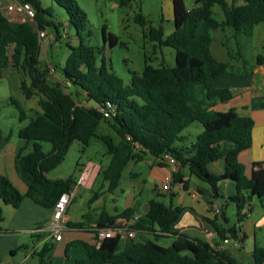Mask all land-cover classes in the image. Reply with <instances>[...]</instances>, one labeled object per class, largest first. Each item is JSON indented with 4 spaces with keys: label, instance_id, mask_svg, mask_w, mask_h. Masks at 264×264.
Listing matches in <instances>:
<instances>
[{
    "label": "trees",
    "instance_id": "obj_1",
    "mask_svg": "<svg viewBox=\"0 0 264 264\" xmlns=\"http://www.w3.org/2000/svg\"><path fill=\"white\" fill-rule=\"evenodd\" d=\"M17 1L33 6L35 23L12 22L0 12V80L9 75L10 69V73L20 74L21 92L27 100H37L40 110L37 113L27 111L19 101L11 98L19 121H29L18 133L25 141L18 157L23 172L31 177L32 182L26 194H22L8 177L0 175V201L19 208L28 198L41 208L54 210L60 196L73 191L78 180L73 177L50 180L47 174L63 163L75 141L88 147L92 138L98 136L101 123H105L119 138L117 142L109 135L100 137L111 156L108 166L99 172L108 184V192L120 187L130 164L142 162L146 156L159 160L164 155H171L179 168L188 169L190 175L210 186L213 200L221 199V182L236 184V194L226 201L236 205L239 226L226 227L219 223L220 216L225 215L222 208L209 223L221 241L246 242L248 236L244 233L240 237L239 233L243 232V223L252 211L249 202L257 197L264 208V177L262 181L249 178L239 159L240 154L253 145L255 123L251 117L241 116L235 109L226 112L215 109L218 103H227L236 95L231 88L217 85L231 69V64L218 60L212 52V45L213 32L226 28L231 29L234 36L252 37L255 28L264 24V0H196L192 9L184 0H172L173 33L166 36L161 25L159 28L149 27L145 37L159 46L173 48L175 66L154 67L146 58L142 76H134L128 86L110 71L105 58L101 65L98 64L95 47L83 41L78 46L68 43L70 54L61 70L67 91L58 82L51 81L49 70L41 67L38 31L54 26L51 21L54 10L45 8L40 0ZM54 2L65 9L81 39L88 26L86 12L76 0ZM120 2L126 6L130 0ZM215 6L221 7L223 21L216 19ZM135 21L143 28L148 25L147 18L141 13L136 15ZM103 32L104 42L115 47L117 39L111 35L108 37L106 28ZM56 38L59 39L58 32ZM262 60V57L258 58L260 64ZM72 87L78 90L72 92ZM90 102L96 107L90 106ZM108 103L116 110L112 118H105L101 111L108 109ZM194 123L203 126L196 141L189 147L176 146L184 139V131ZM43 143L52 145L49 153L44 152ZM29 146L32 150L27 151ZM220 160L225 162V172L218 175L209 167ZM158 165L165 166L161 161ZM262 167L264 176V163ZM174 183H184L187 189L188 184L183 182L181 172L173 174ZM150 205L147 213L138 205L118 210L116 214L103 210L97 220L98 228L116 229L118 224L129 223L130 228L138 232V237L125 241L120 237L108 238L100 246L97 242L94 245L85 243L88 257L78 264H242L230 252L218 251L208 242L186 234H175L173 227L185 208H173L157 200H152ZM68 226L84 229L85 222L69 223ZM169 235L175 237L171 246L158 243ZM37 237L40 241L49 234L42 232ZM53 248L50 239L35 251L38 264H51ZM252 264H264V245L255 242Z\"/></svg>",
    "mask_w": 264,
    "mask_h": 264
},
{
    "label": "rangeland",
    "instance_id": "obj_2",
    "mask_svg": "<svg viewBox=\"0 0 264 264\" xmlns=\"http://www.w3.org/2000/svg\"><path fill=\"white\" fill-rule=\"evenodd\" d=\"M40 1L45 8H52L54 10V17L51 18L54 26L46 28L47 39L41 44V67L49 70L51 81L58 82L65 91H67L66 82L62 79L63 74L61 70L64 68L70 54V49L67 46L68 43L72 46H78L83 41L86 45L95 47L98 53V64L101 65L103 58H105L110 66V71L120 77L127 86L131 84L134 76H142L146 58L147 63L154 67H160L164 64L172 67L175 66V50L173 48L159 46L157 43H153L145 37V31L149 27L159 28L161 25L165 29L166 36L173 33L175 26L172 0H130V3L126 6L122 5L120 0H76L88 17V26L82 32L81 39L78 37L75 27L70 23L65 9L57 5L54 0ZM184 2L189 9H192L195 6L196 0H184ZM139 13L147 18L148 25L145 28L141 27L135 21L136 15ZM214 15L217 20H224V14L220 6H215ZM104 28H106L108 37L111 35L117 39L115 47L111 48L109 43L104 42ZM57 32L59 33V39L56 38ZM213 39L212 52L214 56L220 61L230 62L231 64V69L218 80L217 85L219 86L224 81L228 84L229 88L235 91V87H241L242 85L237 84L235 81L239 79L236 76L238 67L244 63L245 71H251L259 57L264 59V24H260L255 28L252 37H245L243 35L234 36L233 31L226 28L225 30L213 32ZM10 71L11 69L8 71V74H10ZM241 73H243L242 70ZM18 78V75L10 77L7 75V77L0 80V131L2 135L9 136V148H12L20 141L17 135L20 125L18 111L11 103V98H9V95H12L17 101L23 98L20 87L17 85ZM258 78L259 81L261 78L264 79L260 75H258ZM247 79L249 81V77L240 79V81L244 82ZM76 89L78 90L77 87H72L71 91L75 92ZM260 89L262 94L259 95H264L263 82H261ZM246 97L248 98V95ZM22 100L24 101L22 104H25L26 100L24 98ZM240 100L242 99L237 96L227 103H220L219 108L223 111L234 108L240 111L241 107L239 102L242 103ZM255 101L261 102L263 99L260 98ZM89 105L96 107L94 102H90ZM255 117L259 122V116L256 115ZM110 127V125L101 123L97 130L98 136L92 138L88 147H84L80 142L75 141L63 163L47 174V178L50 180L73 177L79 181V195H77L76 200L74 199L75 201L71 204L70 213L81 217L87 213L94 214L95 209H102L104 207L109 210H112L116 205L123 208L128 205V202L125 200L122 190L125 193H135L137 195V203L135 205L141 208L149 204L153 199L167 206L172 205L173 208H184L185 203H190L187 194L183 195V193L176 190L178 187L176 184L173 185L172 192L163 191V185L166 179L161 175L159 169L158 173L154 176H150V171H147L143 177L130 183L127 176L131 168H127L120 187L113 193L107 192L108 185H106V182L99 172L108 166L111 156L108 153L107 145L100 137L109 135L114 141H119V138ZM202 131L203 126L200 123L192 124L184 131L182 134L184 139L177 142L176 146H191ZM3 140L6 141L4 138ZM42 145L45 153H49L52 150L51 144L43 143ZM23 146L18 149L16 156H18ZM30 150H32V146L27 151ZM2 152L0 151V156L3 155ZM7 155H4L5 161L9 158ZM91 162L95 164V169L98 172L95 182L92 184L93 190L80 184L82 172L87 169ZM158 162L159 160H157ZM164 164L170 166L166 163ZM244 165L246 166V164ZM246 169L248 171L247 167ZM214 172L215 174L218 173L216 169H214ZM97 193L101 194L96 196ZM173 193L174 197L172 196ZM94 197L101 198L90 202ZM218 205L220 209L224 206V213L228 219L229 226L238 227L239 222L236 205L225 199L220 201ZM187 209L191 210L189 207ZM254 225L255 223L253 221H248L243 224V232H247L250 237L246 245H243L240 240L231 239H229L228 244L223 243L226 246L234 244V247L231 248L232 254L234 252V256L239 263L252 264V252L255 242L260 246L264 245V225L257 228L255 236L253 233ZM4 233L2 240L5 242L10 241V238L14 236H20L17 232L7 231ZM174 239V236L161 239L160 245L169 247L173 244ZM1 244L3 245V242ZM18 250L19 252L21 251L20 249ZM5 257L9 259L11 257L10 253H7ZM64 259V253L57 254L54 251L51 254V261L53 262L58 261L61 263Z\"/></svg>",
    "mask_w": 264,
    "mask_h": 264
},
{
    "label": "crops",
    "instance_id": "obj_3",
    "mask_svg": "<svg viewBox=\"0 0 264 264\" xmlns=\"http://www.w3.org/2000/svg\"><path fill=\"white\" fill-rule=\"evenodd\" d=\"M244 63L238 67L237 77L238 80H235L237 84H242L241 87H235L236 91L235 95L241 98L242 103L240 104V111L235 109L239 115L251 117L254 120L255 126L253 129V145L251 149L244 151L240 154L239 159L241 163L246 164V175L249 178H253L257 181L263 180V167L262 164L264 163V95L260 89L261 82L264 84V79L261 78L259 81L258 75L264 78V59L260 64L257 60L255 66L252 67L251 71H245ZM241 70L243 73H241ZM18 75V82L17 85L20 87L21 90V75L18 73H10V76ZM249 77V81L245 80L241 82L240 79ZM219 86H227L226 82H222ZM259 90V91H258ZM234 91V92H235ZM258 93V94H257ZM248 95V98L246 97ZM22 97L26 100L25 104H22L24 101L20 99L21 105L24 109H28L27 111L31 110L35 113L39 112L40 108L38 106V101L35 99L27 100L23 93ZM9 98H14L12 95H9ZM263 99V101H255L258 99ZM252 100V101H251ZM250 101V103H248ZM219 104L216 106L217 111H223L219 108ZM228 111V110H227ZM256 115L259 116V122L256 119ZM18 127V132L21 128L28 125L29 121H25L21 123ZM1 132V131H0ZM3 138L6 140L4 141ZM8 135H2L0 137V151H3V155L0 156V175L8 177L13 184L17 187V189L22 193L26 194L32 179L30 176L26 175L23 172L22 163L18 156H16V152L18 149L25 144V141L18 138V141L12 148H9L10 140ZM16 146V148H15ZM30 147V146H29ZM8 148V151H7ZM7 151V152H6ZM8 154V160L5 161L4 155ZM152 158V159H151ZM224 160H220L212 165H210V171L214 172V169L218 171L217 174H223L225 172V162ZM165 165V164H164ZM94 163H90L88 167H94ZM214 167V168H213ZM128 168L130 172L127 178L130 180V183H133L134 180L143 177L144 173L149 172L150 176H154L155 174L161 171V175L166 178L175 172H181L183 175V182H187L188 186L187 189L184 188V183H174L178 185L176 188L177 191L183 193V195H188L190 203H185V210L182 213L179 221L174 225L173 232L175 234H186L192 238H197L202 241L210 243L213 247H219L222 250L228 251L232 254L231 248L234 247V244L231 246L224 245V241H221L219 236L217 235L213 226L209 223V220H213L216 217V213L214 212L213 206L219 207V202L226 200L230 196L236 194L237 187L236 184L232 181H223L220 183V200H213L212 191L208 184L202 182L198 178L190 175L188 169L176 168L174 171L173 167L170 166H159L157 160L151 156H146L145 160L139 163H132L129 165ZM84 172V171H83ZM82 172V173H83ZM249 172V173H248ZM125 173V172H124ZM124 176V174H123ZM123 179V178H122ZM79 182V181H78ZM95 182V181H94ZM172 183V189L173 185ZM106 185H108L106 183ZM121 185V184H120ZM76 191V197L79 195L78 185ZM107 188V186H106ZM90 190H93L92 186L89 187ZM171 189V192H172ZM103 192V190H102ZM101 192V193H102ZM108 192V191H107ZM124 194L125 200L128 202V205L120 208L119 206H115L112 210L107 208L102 209H95L94 214H84L81 217H77L76 215L70 213L71 205L67 211L65 216V223L67 225V229L63 234V239L61 241H55L52 236L38 240V233H42L43 229L45 228L46 224L50 221L53 215L52 209H44L37 205H35L30 199L25 198L19 208H13L11 206L5 205L3 202L0 201V210L2 211V221L0 222V244L3 242V245H0V264H38V257H36L35 251L40 250L44 243L47 240H52L54 244V248L51 254L55 251L57 254H63L65 259L63 262H53L51 264H78V261L85 260L88 257L87 251L84 247V244L94 245L96 243V237L94 232L92 231L93 228L97 226V220L100 213L103 210L108 211L110 214H116L118 210H124L129 207L134 206L137 203V195L133 192L125 193ZM101 193H97L96 196H99ZM113 193V192H109ZM174 194V193H173ZM75 197V200H76ZM101 197H94L90 202L98 200ZM74 200V201H75ZM154 200V199H153ZM152 201V200H151ZM150 201V202H151ZM158 201V200H157ZM149 202V204H150ZM73 203V202H72ZM191 208V210L187 208ZM249 207L251 208V212L248 215V218L245 220L243 224L248 221H253L255 223L253 227L254 236L256 235L257 228L264 225V208L259 204V200L257 197H254L249 202ZM222 210H224V206H222ZM191 212V213H189ZM245 212V211H244ZM86 216V217H85ZM253 219V220H252ZM221 222L226 227H230L228 224V219L225 215L220 216ZM227 220V222H226ZM85 222L84 229H74L68 226L69 223H77V222ZM17 232L20 236H14L10 238V241L5 242L2 240L4 236V232ZM248 236L246 242L243 245L247 244V241L250 239L249 234L247 232H240L239 236L242 237L243 234ZM168 237H171L170 235ZM167 237V238H168ZM164 239V238H162ZM161 240V239H160ZM159 240V244H160ZM175 239L173 240L174 243ZM68 246L70 250L67 252L66 249ZM20 249L21 251L19 252ZM10 253L11 257L7 259L5 255ZM235 255L234 252L232 254ZM235 257V256H234ZM236 258V257H235Z\"/></svg>",
    "mask_w": 264,
    "mask_h": 264
},
{
    "label": "built area",
    "instance_id": "obj_4",
    "mask_svg": "<svg viewBox=\"0 0 264 264\" xmlns=\"http://www.w3.org/2000/svg\"><path fill=\"white\" fill-rule=\"evenodd\" d=\"M0 12L4 14L10 21L17 23H35L36 11L33 6L28 2L20 3L17 0H0ZM38 36L40 43L42 44L47 39L46 31H38ZM108 109L101 110L105 118H112L116 114L115 108L112 104L108 103ZM128 141H131L130 137H127ZM159 161L170 165V167L176 168L179 167L176 159L171 155H164ZM97 170L94 167H87V169L82 173L80 184L87 187H91L95 178L97 176ZM166 182L163 185V191L171 192L173 176H167ZM77 187L69 192L64 193L60 196L58 201L55 204L53 215L50 221L46 224L43 232L48 233L54 238L55 241H61L63 239V234L67 229L65 223V216L67 211L76 197ZM214 212L220 214V207L213 206ZM130 224H118L116 229H100L98 227L93 228V232L96 236L97 245L100 246L101 242L108 238L120 237L121 241L127 239H136L138 237V232L133 230L129 226ZM225 244L229 243V240L224 241ZM216 250H222L219 247H216Z\"/></svg>",
    "mask_w": 264,
    "mask_h": 264
},
{
    "label": "water",
    "instance_id": "obj_5",
    "mask_svg": "<svg viewBox=\"0 0 264 264\" xmlns=\"http://www.w3.org/2000/svg\"><path fill=\"white\" fill-rule=\"evenodd\" d=\"M150 207H151L150 204H147L146 206H144V207L142 208L143 212H144V213H147V212L150 210Z\"/></svg>",
    "mask_w": 264,
    "mask_h": 264
}]
</instances>
